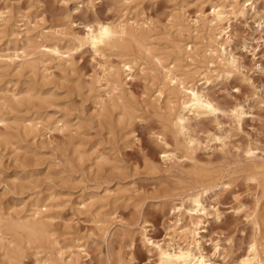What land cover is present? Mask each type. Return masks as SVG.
<instances>
[{
	"label": "rangeland",
	"instance_id": "obj_1",
	"mask_svg": "<svg viewBox=\"0 0 264 264\" xmlns=\"http://www.w3.org/2000/svg\"><path fill=\"white\" fill-rule=\"evenodd\" d=\"M216 1L227 4L231 0H0V8L10 12L9 20L0 26L5 32H0V87L6 93L8 89L7 94L18 93L22 101L6 109L9 123L13 125L12 118L39 113L67 124L60 131L39 128L34 135L17 134L11 140L13 145L0 144V211L26 210L39 198L49 206L45 213L51 215V228L58 239L84 244L87 254L78 257L77 264H114L118 256L125 260L132 256L139 264L152 263L155 254L141 238L142 227L152 240L181 242L172 236L180 221L171 207L195 186L193 167L183 157V143H175L172 131L166 132L165 140L169 148L177 147L180 162L162 157L160 132L165 130L158 112L166 110L162 109L165 99L159 107L154 100L161 82L154 61H139L142 65L136 66L133 78L124 79L128 103L136 115L126 125L117 123L116 115L104 118L99 110L98 99L106 97L105 84L96 79L105 58L90 48L73 52L70 66L55 59L46 66L36 62L32 71L5 62L21 42L9 34L11 27L21 34L22 41L28 36L37 44L53 40L59 30L82 32L96 19L138 20L148 27L153 53L163 56L165 64L178 59L175 64L181 70L195 71L199 88L219 108L216 116L190 119L200 142L196 160L201 166L223 170L229 178L226 186H218L215 194L205 198L207 208H216L219 215L207 217L198 239L212 261L238 264L253 235L247 214L257 200L264 201L261 186L242 172L234 173L245 163L246 147H258L256 159L264 158V0H238L246 5L244 15L231 14L226 23L229 37L225 50L236 61L228 75L218 73L216 67L208 70L211 65L203 57L204 32L193 24L200 11L208 14ZM176 17L182 20L183 31L174 24ZM193 49L199 50L200 56H187ZM107 58L114 64L119 60L115 55ZM141 66L155 70L150 72L149 67L141 72ZM28 86L44 92L49 101L40 105L24 100ZM236 105L245 111L240 124L231 115ZM8 131L17 133L12 128ZM211 134L222 140L212 139ZM75 148L83 152L82 160L77 159ZM105 194L110 198L104 200ZM82 204L87 205L85 210ZM96 214L105 222H98ZM261 242L264 246V240ZM0 264H7L1 256ZM21 264L38 263L28 254Z\"/></svg>",
	"mask_w": 264,
	"mask_h": 264
},
{
	"label": "bare ground",
	"instance_id": "obj_2",
	"mask_svg": "<svg viewBox=\"0 0 264 264\" xmlns=\"http://www.w3.org/2000/svg\"><path fill=\"white\" fill-rule=\"evenodd\" d=\"M245 10V3H240L238 0H231L227 4L216 1L211 4L208 14L200 11L199 16L194 20L195 29L199 27L204 32L206 47L203 50V57L206 64L211 65L208 70L216 67L218 73L228 75L236 68L234 57L225 50V43L229 37L227 31L229 26L226 23H228L231 14L242 16ZM9 14L8 10L0 8V26L9 20ZM174 24L180 31L184 30V25L179 17H176ZM14 29L11 27L9 34L14 36L16 42L20 40L21 42L14 48L11 55H7L5 61L7 66H14L18 69L27 67L33 71L36 68V62L46 66L49 61L55 59L70 66L73 52L84 47H88L94 53L104 57V65L101 66L102 72L96 82L104 81L103 91L106 97H99L97 103L104 118L109 119L116 115L117 123L123 125L129 124L136 117L131 104L129 105L130 102L128 103V91L125 89L124 79L133 78L136 66L147 64L149 62L147 60L154 61L155 67H158L161 73H159L161 82L157 86V95L154 100L159 102V107L162 104L160 101L165 99L162 109L166 110V113L158 112L165 130L160 132L163 145L162 157L168 161L180 162L181 157L178 158L176 155L177 147L169 148L170 145L165 140L166 132L172 131L175 143H183L182 146L185 149L183 157L192 164L195 186L190 188L189 192L184 194L185 197L180 198L178 203H174L171 207L178 215L177 222L180 221L174 226L172 236L178 237L181 242L173 239L164 243L152 240L142 227L141 238L149 246V250L155 254V260L148 264H217L203 253L198 239L200 237L199 230H201L200 225L206 222L208 216L212 214V216L218 217L219 215L216 208L212 207V211L207 208L204 203L205 198L211 193L215 194L218 186H226L229 178L223 170L201 166L199 160L195 158L194 153L200 142L193 134L190 119L204 115L216 116L219 109L212 99L199 88L198 80L194 76L195 71L191 73L188 70H181L179 65L175 64L178 59H173L175 61L170 62L171 64H165L163 56L153 53L148 27H144V22L139 23L138 20L128 18L118 21L96 19L93 23L86 24L82 32L59 30L56 31L57 36L53 40H42L37 44H33L28 36L22 41L21 34ZM3 31L0 29V32ZM63 40L71 44L65 45L62 43ZM176 47L180 49L181 46L176 44ZM190 50H188L187 56L191 58L200 56L199 50L193 49L191 54ZM109 55L119 58L117 64L108 62L110 60L106 57ZM139 61H142V64L138 63ZM44 65L43 67H45ZM145 68L141 66L138 69L143 72ZM47 69L46 67L45 70ZM154 70L152 67L149 68L150 72H154ZM121 74H124L123 78ZM149 74L153 76V74ZM205 79H208V76ZM80 88L77 85V89ZM4 90L0 87V144L13 145L11 140L17 134L34 135L36 131H39V128L60 131L67 126L66 122L61 119L51 121L50 116L41 117L39 113L27 118H12L13 125H11L9 123L11 119H9L6 109H13L14 103L19 104L22 101L17 96L18 93L7 94L9 90L7 89V93ZM24 92V100L29 103L37 102L41 105L49 101L44 96V92L33 86H28ZM244 114L245 111L241 105H236L231 111L237 124H240ZM9 128L15 129L17 133L8 131ZM210 137L214 140H222L220 135L211 134ZM16 149L17 147H14V150ZM257 149L258 147L248 146L243 150L245 163L234 173H244L246 179L253 181L256 186H261L264 193V158L256 159L258 158ZM74 152L77 159L82 160L83 152L78 148H75ZM102 198L105 200L110 196L105 194ZM29 204V209L26 210L0 211V256L3 261L7 264H21L29 254L35 257L38 264H77L78 257L87 254L84 244L59 240V235L57 236L54 229L51 228V215L45 213V211H49V206L41 204L39 198ZM81 207L85 210L87 205L82 204ZM247 216L248 222L253 227V235L245 252L240 256L238 264H264V246L261 242L264 240V201L260 203L257 200ZM182 217H185L187 222L182 223ZM96 218L98 222H105L99 217V214H96ZM133 242V238L130 237V245ZM214 247L218 248V244L215 243ZM114 264L139 263L133 262L132 256L127 260L118 256Z\"/></svg>",
	"mask_w": 264,
	"mask_h": 264
}]
</instances>
